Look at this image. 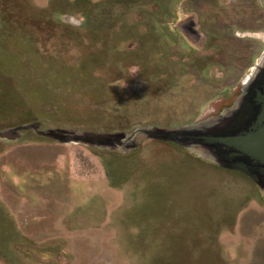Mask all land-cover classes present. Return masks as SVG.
I'll return each instance as SVG.
<instances>
[{"label": "rangeland", "instance_id": "374dc122", "mask_svg": "<svg viewBox=\"0 0 264 264\" xmlns=\"http://www.w3.org/2000/svg\"><path fill=\"white\" fill-rule=\"evenodd\" d=\"M154 3L0 0V130L168 128L231 105L264 47L219 95L147 43ZM0 264H264V194L170 141L117 153L26 130L0 138Z\"/></svg>", "mask_w": 264, "mask_h": 264}, {"label": "water", "instance_id": "95a60500", "mask_svg": "<svg viewBox=\"0 0 264 264\" xmlns=\"http://www.w3.org/2000/svg\"><path fill=\"white\" fill-rule=\"evenodd\" d=\"M233 92V103L215 115L176 127L139 126L130 132H92L41 129L40 122L34 121L2 129L0 138L14 140L31 129L61 143H81L117 153L132 151L142 138L170 141L217 166L243 173L264 194V55Z\"/></svg>", "mask_w": 264, "mask_h": 264}, {"label": "flooded vegetation", "instance_id": "af4514ba", "mask_svg": "<svg viewBox=\"0 0 264 264\" xmlns=\"http://www.w3.org/2000/svg\"><path fill=\"white\" fill-rule=\"evenodd\" d=\"M159 1V8L146 5L147 13L157 15L155 27L147 28L157 39L147 43L155 44L177 70L191 72H179L183 79L224 82L219 95L243 75L248 57L255 59L250 50L264 47V0Z\"/></svg>", "mask_w": 264, "mask_h": 264}]
</instances>
